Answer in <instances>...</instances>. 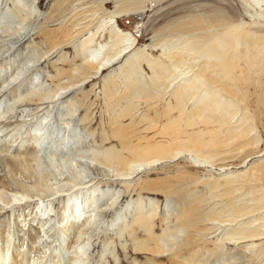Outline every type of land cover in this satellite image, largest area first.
Returning <instances> with one entry per match:
<instances>
[{"label":"bare ground","instance_id":"6f19581e","mask_svg":"<svg viewBox=\"0 0 264 264\" xmlns=\"http://www.w3.org/2000/svg\"><path fill=\"white\" fill-rule=\"evenodd\" d=\"M9 1L11 8L5 7ZM30 1L2 0L1 34L23 38L30 5L39 0ZM109 1L112 10L106 8ZM162 1L53 0L35 24L45 46L31 60L57 53L55 74L46 73L52 79L48 86L33 84L38 71L25 75L29 69L18 59L24 51L2 59L10 47L0 48V88L17 81L0 100V119L19 104L33 121L45 109L41 105L67 96L53 122L44 116L23 134L30 123L25 119L0 125V156L14 165L8 173L18 170L33 179L18 182L16 190L0 188V212H7L0 217V264H63L60 249L71 264H88L97 203L112 208L122 206L117 203L123 198L125 205L107 220L114 229L102 240V257L117 235L125 236L118 239L125 259L133 256L126 264H231L241 255L238 264H264V30L246 28L223 7L180 5L154 25L158 30L150 43L137 46L118 17ZM241 4L252 20L264 22V0ZM66 46L73 49L69 57ZM156 47L158 56L152 53ZM23 61L29 62L26 54ZM108 69L101 95L109 127L101 130L102 142L92 141L97 145L90 152L75 151L80 138L74 142L57 129L78 114L92 136L89 114L96 102L87 103L88 94L78 102L67 99L68 93ZM82 107L85 113H77ZM13 146L11 156H3ZM76 156L111 172L103 180L87 175ZM60 165L71 171L62 174ZM237 165L243 168L232 169ZM170 168L175 174L149 179ZM105 180L123 191L107 196L101 190ZM158 196L166 201L161 215Z\"/></svg>","mask_w":264,"mask_h":264},{"label":"rangeland","instance_id":"374dc122","mask_svg":"<svg viewBox=\"0 0 264 264\" xmlns=\"http://www.w3.org/2000/svg\"><path fill=\"white\" fill-rule=\"evenodd\" d=\"M52 2H53V0H41V1L39 0V1H35L33 4L30 5V11H31L30 14L31 15L30 14L28 15V19L26 20V24H24L22 26V28L24 29L23 30L24 36L22 39L16 40V39H14V37H16L15 35H6V34L4 35V34L0 33V48L5 46V45L10 47L7 52L3 53V56H1V58L3 57L4 59H6L7 57H10V56L15 57V56H18L19 52L21 53L24 51L22 55L19 54L20 57L18 56V59L21 58L22 62L20 63V65H22V63H23V65H25L27 67V70L29 69L25 75H29V74H31V72L38 71L39 72L38 81H36L33 84L37 83V84H40L42 86L51 85L52 79L50 77L47 78L46 73L48 74L50 72L52 74H55L54 73L55 68L52 65L56 62L58 56H57V53L52 52V54H48V56L44 60H41L40 62L39 61H36L35 63H34V61L31 62L32 57L34 55L36 56V55L40 54V50L44 49V46H45L44 43H41L42 39H40V37H41V36H39L40 34L38 32H36V30H34V28H35L36 22L39 21V19H41L42 15L44 16L47 13L46 11L49 9ZM241 2H242V0H163L161 3H156V4L153 3L152 6L149 5L147 11L121 15L120 17H118V24H119L120 29L132 31V33L137 38V42H136V43H138L137 46H143L144 44L150 43L153 34L156 33V31L158 30V26L156 28L157 30L153 28L154 25L159 23L158 21L162 17H164L169 10L176 8V6L178 7L180 5H184L185 8L191 7L193 10H200V9L203 10L204 9V11H207V10H209L207 8H210V7L212 8L214 5V6H217L220 8L223 7L222 9L225 11L226 15L228 17H230L232 20H236V21L242 20L243 24L246 28L252 29L254 31H256V30L263 31L264 30V22H258V21L252 20L246 14L245 9H244V5L241 4ZM1 3H2V0H0V4ZM22 3H31V1L30 0H22ZM5 7L11 8L10 1L7 3V5ZM106 8L112 10L113 9V2L109 1L106 4ZM3 15L4 14L2 13V15L0 17H3ZM257 22L260 23V25H258ZM137 24L139 25V28L137 30H135ZM65 50L68 51V53H67L68 57L73 54L72 47L66 46ZM160 52H161V48H159V47H156V50L152 51V53L154 55H157V56L160 54ZM25 54H26V59H28L29 62L23 61V56ZM23 65H22V67H23ZM144 68H146V66H144ZM109 71H110L109 69L106 70L102 76H98V77L92 79L93 81H90V82L85 83L83 85H77L76 87L72 88L70 90V92L68 93L69 97L67 99L72 98L73 100H76L79 97H81L82 94L83 95L88 94V97H87L88 100L86 99L87 100L86 102L89 103V101H95L97 103V104L95 103L94 106H92V109H91L92 114H91V111L89 114L90 118H92L91 124L89 125L90 130H91L90 134H92V136L85 134L83 127H81L82 125H80L78 122V114H75L71 118V120H68L67 121L68 123H66V124L61 123V127H59L57 129V132L60 129H62V134H64L65 136H68L69 138L70 137L73 138L74 142H75V140H78V138H80V140L77 141V143H76L75 149H73L75 151L77 148L78 150L90 152L92 150L90 147L92 146L93 148H95L94 146L97 145V144H93L92 141L96 139V140H98L99 143L102 142L101 130L108 129V127H109L108 126L109 125V117H108L109 115H108L106 106L104 105V101H103V98L101 95L102 84L104 82V75L108 74ZM145 72L149 73V71L147 69H145ZM15 83H14V86L9 84L7 88H4V87L2 89L0 88L1 89L0 100L5 98V95L7 97L9 96L8 94L16 86ZM27 85H29V82L26 83V86ZM65 97H67V96L64 95L61 98L54 100L52 103H47V104L41 105V108H45L44 110L47 109L46 108L47 106H49L50 108H48L47 112H45V113H44V110H42L38 114H36L33 121L28 120L31 116H27V117L24 116L28 110L27 108H24V106L20 107V105L18 104V107H16L17 105H15L14 107H9V109L7 110L8 112L5 116V117H7V116L8 117L7 118H1L0 119V125H3L6 121L14 122L17 120L22 121L23 119H25V120L29 121L30 123H29V125H24L22 127L23 130H22L21 134H23L25 131H28L30 129L32 124H34V123L37 124L38 120L44 116H49L50 122H53L54 120L57 119V115L60 112L59 111L60 110V101H62V99ZM4 101H5V99H3L2 103ZM76 101L78 102L79 100H76ZM2 106H3V104H2ZM29 107L31 109V108H34L35 106H29ZM84 108H85V106H84ZM84 108L83 107L80 108L79 111L80 110L81 111L77 112V113H82L83 111L85 113ZM84 113H82V114H84ZM35 119L37 121H35ZM57 123L59 126L60 123L59 122H57ZM48 127H49V124L46 126V129ZM74 127H75V130H74ZM75 134L79 135V137H75L74 136ZM21 136L22 135H20V137ZM71 144H72V141L68 145L64 144V148H67L66 146H68V148H71L69 146ZM72 146H74V145H72ZM79 147H80V149H79ZM14 148H15L14 146L11 147L9 152L3 153L4 154L3 156H7V157L11 156V151ZM43 154H45V153H43ZM75 158L80 162L83 160L82 163H84V164L81 166V168H80V166L79 167L77 166V168L84 169L83 171L87 175L97 176L98 179L100 178V180H103L105 177L107 178L108 174L111 172V168L109 166L99 164L96 161H92L91 159H88V157L80 156V158H79V156H76ZM57 163H58V161H57ZM168 163H171V162H168ZM69 164H71V162L68 163L67 165H69ZM71 165H72L71 167H74L73 166L74 164H71ZM49 166L53 170H55L59 167L58 164L55 167V169H54V166L52 164L48 165V167ZM60 166L62 167L61 168L62 172H64V173L61 172L62 174H68L71 171V169L69 168L70 165L68 167L66 166L67 168H65L64 165H60ZM8 167H14V165L10 161H8V158L3 159L0 156V188H4L5 190H16L20 187L18 185V182L22 183L28 177L26 174L21 175L19 173L20 171L17 172L18 170H14V172L10 174V173H8ZM233 168L234 169H242L243 167H239V165H237V166H233L232 169ZM172 171H173V173H172ZM212 171L217 172V171H219V169L217 168L216 170H212ZM165 172H167V173H165ZM170 174H175V170H173L171 168L166 169V171L155 174V176H151L149 179L157 180V178H164ZM198 174L199 173H197V175ZM199 175H202V173H200ZM32 180H33L32 178H28L25 182H27V181L31 182ZM101 183H102V185H101L102 189L101 190L105 191V189H107V191H108L107 196H111L117 190L123 191L120 184L117 183L116 181L105 180ZM200 188H202V187H200V185H199V189ZM111 189H115V190L112 191ZM158 197H159V200L161 202L160 207H159V211H160V215H161V214H163L164 204L166 201H165L163 196H158ZM64 199H66V197H64ZM60 200H61V198H60ZM125 202H126V200H125V198H123L122 201L117 203V204H120L122 206L118 205V206L112 207V208H107L108 203H97V205H101V207L96 212V216H95L96 219L94 220V222H96L97 220L98 221H97L96 225L90 231V235H89L91 238H90V246L88 248V257H89V263L88 264H115L114 258H116V257H117L116 259L119 261L120 264H126V259L131 260L133 258V256H128L125 259L123 250L121 249V247H119V244H120L119 241H124L125 236L119 238L117 235L113 236V239H114L113 249H111L112 245H110L109 249L111 251L108 250L104 253L103 257L101 256V252L103 251V248H104L102 240L104 239L106 233L111 234L113 232V229H114V228L111 229V226L107 220L112 216V214H114L113 211L115 209L120 210L125 205ZM32 205H33V202H32ZM54 205L56 208H59L61 203H58V201L56 200V202H54ZM8 213H10V212H8ZM6 215H7V212H5V213L0 212V217L4 218ZM155 230L160 232V227H157ZM208 237H211V236H208ZM118 239H119V241H118ZM64 250L65 249H60L62 263L63 264H71L70 258H68V253H66V251H64ZM241 256L242 257H239V259H238L239 261H233V263L231 262V264H238V262H241L242 259H240V258H243V255H241ZM141 259L142 258L140 257V260ZM72 264H75V263H72Z\"/></svg>","mask_w":264,"mask_h":264}]
</instances>
